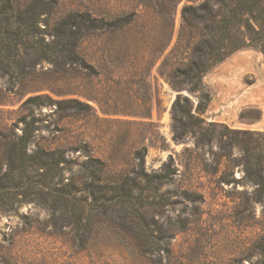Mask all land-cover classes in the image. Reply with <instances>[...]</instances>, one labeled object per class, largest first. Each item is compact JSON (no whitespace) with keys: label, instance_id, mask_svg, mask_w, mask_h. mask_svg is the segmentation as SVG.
Segmentation results:
<instances>
[{"label":"rangeland","instance_id":"rangeland-1","mask_svg":"<svg viewBox=\"0 0 264 264\" xmlns=\"http://www.w3.org/2000/svg\"><path fill=\"white\" fill-rule=\"evenodd\" d=\"M8 1L48 43L98 28L75 55L58 38L24 82L0 75V264H264L263 51L229 53L194 91L178 71L208 37L182 9L205 0ZM178 99L206 108L204 141L177 136Z\"/></svg>","mask_w":264,"mask_h":264},{"label":"trees","instance_id":"trees-1","mask_svg":"<svg viewBox=\"0 0 264 264\" xmlns=\"http://www.w3.org/2000/svg\"><path fill=\"white\" fill-rule=\"evenodd\" d=\"M212 3L217 6V12L212 10ZM10 12L9 1L0 0V75L8 78L12 84L27 80L37 65L45 60L51 61L52 55L58 59V38L65 40L70 38L71 49L73 48L75 55L83 37L79 34L81 27L85 31L98 28L84 22L76 23L77 26L72 22L67 23L64 31L55 28L54 41L48 43L45 38L39 36L38 15L29 12L27 17H22V20L20 18L16 22L18 26L14 27ZM182 16L189 27L201 26L204 35L208 37V39L202 38L194 49L199 61L192 62L188 70L178 71L183 80L192 85L194 91H201L203 75L222 62L229 53L248 46L258 47L264 53V0H205L196 6L192 4L184 6ZM32 28H36V31L30 32ZM65 57L68 55L65 54ZM185 100L188 102V99ZM206 100L208 94L202 92V103ZM202 103L198 106L196 116L188 108L181 107L179 99L175 102L173 114L176 134L179 138L184 137L189 129H198L201 140L206 139V129L200 125L206 122L199 117L206 111ZM183 119L188 122H184ZM258 136L262 137L263 144L258 143L257 148L263 149L264 134ZM138 156L141 161L140 175L149 183L165 177L158 174L148 177L142 167L144 153ZM260 159L264 161L262 156L257 157V165ZM252 175L259 185L260 195L264 194V167L258 166Z\"/></svg>","mask_w":264,"mask_h":264}]
</instances>
